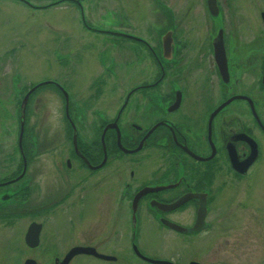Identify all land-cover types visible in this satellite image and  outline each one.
Segmentation results:
<instances>
[{
  "label": "flooded vegetation",
  "instance_id": "obj_1",
  "mask_svg": "<svg viewBox=\"0 0 264 264\" xmlns=\"http://www.w3.org/2000/svg\"><path fill=\"white\" fill-rule=\"evenodd\" d=\"M82 1L49 5L73 4L83 19ZM152 6L149 21L119 7L104 24L82 20L78 36L64 34L57 63H72L67 80L4 88L17 133L27 101L18 159L0 147V264H61L69 253L67 264H201L185 249L223 212L224 178L242 180L264 156V0ZM79 63L86 73L74 79ZM42 90L63 99L70 133L47 138ZM102 95L116 96L115 109Z\"/></svg>",
  "mask_w": 264,
  "mask_h": 264
},
{
  "label": "rangeland",
  "instance_id": "obj_2",
  "mask_svg": "<svg viewBox=\"0 0 264 264\" xmlns=\"http://www.w3.org/2000/svg\"><path fill=\"white\" fill-rule=\"evenodd\" d=\"M53 1L0 0V147L6 154L14 150L16 159L18 122L14 111H11L9 116L8 105L2 100L5 96L4 88L10 82L15 84L17 80L20 84L37 83L43 79L59 77L67 80L66 71L69 72L73 67L72 63L64 68L63 64L57 63V59L66 53L62 48L64 34L72 33L78 36L77 34L82 32V20L90 25L104 24L108 20L107 14L119 13L121 11L118 10L119 7L127 11L130 21H143L145 15L148 21L154 18L153 14H150V9L155 0H84L81 2L83 19L73 4L57 2L55 5H49ZM81 42L88 40L83 39ZM97 53L98 49L86 56H92L94 61V57H98ZM85 73L86 66L79 63L71 74L74 79H82ZM64 90L67 91L66 88ZM41 92L47 138H50L54 131H57L60 137L70 133L61 120L63 99L54 92L47 93L44 90ZM115 97L102 95L99 99L100 104L113 110ZM68 98H71L70 94ZM62 126L65 130H62ZM224 179L226 181L223 193L219 201L217 200L223 212L214 217L213 229L191 242L190 244L194 246L185 251L197 255L201 264H264V156L242 180L235 181L228 176ZM26 224V220L23 219L22 234L25 232ZM151 234L149 243L157 244L158 239L155 238L157 235ZM161 240L164 241L165 238ZM166 249L168 248L157 253L171 256L175 252L177 255V252H183L184 246L182 245L181 249L180 246L174 247L173 250ZM35 255L36 252L31 255L32 259ZM37 264L51 262L41 260ZM86 264L97 263L89 261Z\"/></svg>",
  "mask_w": 264,
  "mask_h": 264
},
{
  "label": "water",
  "instance_id": "obj_3",
  "mask_svg": "<svg viewBox=\"0 0 264 264\" xmlns=\"http://www.w3.org/2000/svg\"><path fill=\"white\" fill-rule=\"evenodd\" d=\"M63 98L65 99V102H67V99H66V95H65V93L63 92ZM22 102H21V104H20V129H19V136H18V140H17V144H18V147H20V140H21V135H22V133H21V131H22V127H23V122H22V119H23V116H24V111H23V108H24V105L26 104V97L25 98H23L22 100H21ZM74 138H75V136H74V133H73V136H72V139L74 140ZM255 158V156H253V158L250 160V161H252L253 159ZM248 165H246V167H247ZM198 229H200V228H198V227H194V229H193V231L194 230H198ZM37 234H38V231H37V229H35V227H34V225H29L28 227H27V231H26V233H25V235H24V240H25V243H26V245L27 246H29V247H31V248H33L34 247V245H36V243H37ZM69 256H71V254L69 253L68 255H67V257L61 262V264H67V262L70 260L69 259ZM150 263H155V264H163L162 262H158V261H155V260H148ZM26 264H34V263H32V262H30V261H26ZM189 264H195V263H189ZM197 264V263H196Z\"/></svg>",
  "mask_w": 264,
  "mask_h": 264
}]
</instances>
